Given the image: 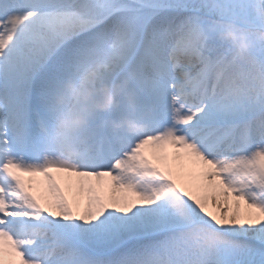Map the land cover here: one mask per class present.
<instances>
[{"label": "snow or ice", "instance_id": "1", "mask_svg": "<svg viewBox=\"0 0 264 264\" xmlns=\"http://www.w3.org/2000/svg\"><path fill=\"white\" fill-rule=\"evenodd\" d=\"M0 264H264V0H0Z\"/></svg>", "mask_w": 264, "mask_h": 264}, {"label": "clouds", "instance_id": "2", "mask_svg": "<svg viewBox=\"0 0 264 264\" xmlns=\"http://www.w3.org/2000/svg\"><path fill=\"white\" fill-rule=\"evenodd\" d=\"M207 31L209 33L215 32L217 33L219 39L230 42L235 48L236 57H239L246 53L252 45L251 40L245 33L236 30L231 25H226L223 29L220 30H217L214 26H208ZM111 103L112 101L109 98L106 99L104 102L98 103L97 106L101 108H107L111 106ZM121 126L125 127L128 131L136 130L135 127H133L127 121H124Z\"/></svg>", "mask_w": 264, "mask_h": 264}, {"label": "bare ground", "instance_id": "3", "mask_svg": "<svg viewBox=\"0 0 264 264\" xmlns=\"http://www.w3.org/2000/svg\"><path fill=\"white\" fill-rule=\"evenodd\" d=\"M209 43H219V41L217 40V38H213Z\"/></svg>", "mask_w": 264, "mask_h": 264}]
</instances>
